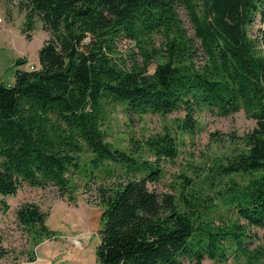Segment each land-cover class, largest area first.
<instances>
[{"label": "trees", "instance_id": "obj_1", "mask_svg": "<svg viewBox=\"0 0 264 264\" xmlns=\"http://www.w3.org/2000/svg\"><path fill=\"white\" fill-rule=\"evenodd\" d=\"M19 8L25 33L39 18L50 37L38 69L0 81V195L24 184L54 185L70 201L80 186L93 191L102 206L95 264H201L232 249L251 254V264L262 258L245 241L248 229L264 227V0H19ZM120 40L133 45L127 55ZM110 104L129 114L183 110L185 132L200 107L219 116L243 109L255 126L246 149L216 165L221 188L159 195L148 183L160 177V159L178 155L176 138L148 137L153 159L114 146L101 127ZM46 216L33 202L16 210L34 244L56 235ZM6 253L0 234V258Z\"/></svg>", "mask_w": 264, "mask_h": 264}, {"label": "rangeland", "instance_id": "obj_2", "mask_svg": "<svg viewBox=\"0 0 264 264\" xmlns=\"http://www.w3.org/2000/svg\"><path fill=\"white\" fill-rule=\"evenodd\" d=\"M178 14L186 36L195 44L186 9L178 6ZM25 19L19 0H0V81L7 85L13 83L15 70L38 66L39 49L50 37L39 18L33 21L34 29L25 33ZM259 26L260 22L256 20L249 28L250 33ZM132 46L126 40L118 43V49L124 55ZM24 59L25 64L16 65V61ZM183 116V110L166 114H129L120 105L110 104L104 107L101 127L111 144L148 159L153 156L144 147L145 140L168 131L176 138L178 155L172 160L158 161L160 177L148 183L149 188L159 195L178 196L193 187L212 194L222 184L213 177L216 165L232 153L246 149L243 137L255 126V120L243 109L219 116L214 110L200 107L194 110V129L185 132L178 127ZM93 195V191L80 186L74 192V200L70 201L67 195L61 197L54 185L40 188L27 184L13 195H0V200L7 205L0 209L2 246L7 250L0 258V264H95L102 206ZM24 202H33L46 213L47 228L56 232L53 238L34 244L27 229L19 225L16 218V210ZM247 231V251L264 250V227H251ZM249 255L232 249L227 259L204 258L201 264H251ZM183 262L188 264L187 260ZM252 264H264V256Z\"/></svg>", "mask_w": 264, "mask_h": 264}, {"label": "built area", "instance_id": "obj_3", "mask_svg": "<svg viewBox=\"0 0 264 264\" xmlns=\"http://www.w3.org/2000/svg\"><path fill=\"white\" fill-rule=\"evenodd\" d=\"M29 70H36L38 69V66H35V65H29Z\"/></svg>", "mask_w": 264, "mask_h": 264}, {"label": "crops", "instance_id": "obj_4", "mask_svg": "<svg viewBox=\"0 0 264 264\" xmlns=\"http://www.w3.org/2000/svg\"><path fill=\"white\" fill-rule=\"evenodd\" d=\"M37 63H38V61H37Z\"/></svg>", "mask_w": 264, "mask_h": 264}]
</instances>
